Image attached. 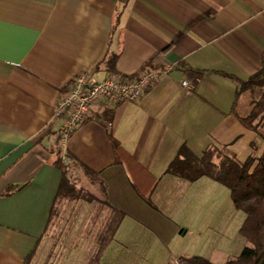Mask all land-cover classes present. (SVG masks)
Wrapping results in <instances>:
<instances>
[{
  "label": "crops",
  "instance_id": "crops-1",
  "mask_svg": "<svg viewBox=\"0 0 264 264\" xmlns=\"http://www.w3.org/2000/svg\"><path fill=\"white\" fill-rule=\"evenodd\" d=\"M263 55L264 0H0V264L238 256L230 189L169 165L182 146L261 153L264 135L241 120L256 90H237ZM148 69L162 72L139 100L62 141L56 102L80 72Z\"/></svg>",
  "mask_w": 264,
  "mask_h": 264
},
{
  "label": "trees",
  "instance_id": "trees-1",
  "mask_svg": "<svg viewBox=\"0 0 264 264\" xmlns=\"http://www.w3.org/2000/svg\"><path fill=\"white\" fill-rule=\"evenodd\" d=\"M238 81L237 98L241 89L253 88L254 85L263 86L264 64L246 80ZM237 98L234 102L235 108ZM259 116H264V91L254 98L250 112L241 117V120L245 126L255 129L257 126L254 121ZM58 150L60 153L61 148ZM57 162L62 168L65 180L68 166L62 164L61 154ZM169 171L191 179L208 175L223 183L230 189L234 205L245 213L239 233L248 244L238 256L221 263H213L198 255L185 256L180 260L182 264H264V147L260 154L254 153L245 161H239L226 151L221 152L216 148H209L201 156H196L186 146H182L170 163Z\"/></svg>",
  "mask_w": 264,
  "mask_h": 264
},
{
  "label": "built area",
  "instance_id": "built-area-1",
  "mask_svg": "<svg viewBox=\"0 0 264 264\" xmlns=\"http://www.w3.org/2000/svg\"><path fill=\"white\" fill-rule=\"evenodd\" d=\"M161 72L148 69L134 76L112 72L101 79L95 78L90 71L80 72L56 102L55 116L63 119L62 141L65 142L87 120L98 121L104 112L109 113L116 105L139 100ZM182 83L190 88L187 80ZM102 122L109 128L112 125L110 120Z\"/></svg>",
  "mask_w": 264,
  "mask_h": 264
},
{
  "label": "rangeland",
  "instance_id": "rangeland-1",
  "mask_svg": "<svg viewBox=\"0 0 264 264\" xmlns=\"http://www.w3.org/2000/svg\"><path fill=\"white\" fill-rule=\"evenodd\" d=\"M250 88H252V87H250ZM253 88H255V90H256L257 97H259L260 94L264 91V85L263 86L254 85ZM254 124H255V126H257L255 129H258L264 135V116H259L254 121ZM221 152H224V151H221ZM220 156H221V154H220ZM214 160L216 161V158L215 157H214ZM243 214H244V217H245V213L244 212H243ZM244 242L246 244H248L245 240H244Z\"/></svg>",
  "mask_w": 264,
  "mask_h": 264
},
{
  "label": "water",
  "instance_id": "water-1",
  "mask_svg": "<svg viewBox=\"0 0 264 264\" xmlns=\"http://www.w3.org/2000/svg\"><path fill=\"white\" fill-rule=\"evenodd\" d=\"M181 232H182V230H181Z\"/></svg>",
  "mask_w": 264,
  "mask_h": 264
}]
</instances>
